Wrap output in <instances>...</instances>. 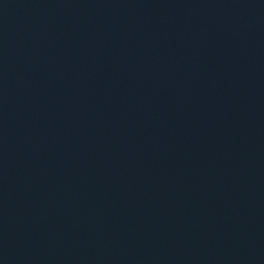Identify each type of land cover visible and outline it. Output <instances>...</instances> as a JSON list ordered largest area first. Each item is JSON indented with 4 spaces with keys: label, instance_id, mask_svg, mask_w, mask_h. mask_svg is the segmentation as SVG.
I'll return each mask as SVG.
<instances>
[{
    "label": "water",
    "instance_id": "95a60500",
    "mask_svg": "<svg viewBox=\"0 0 264 264\" xmlns=\"http://www.w3.org/2000/svg\"><path fill=\"white\" fill-rule=\"evenodd\" d=\"M0 264H264V0H0Z\"/></svg>",
    "mask_w": 264,
    "mask_h": 264
}]
</instances>
